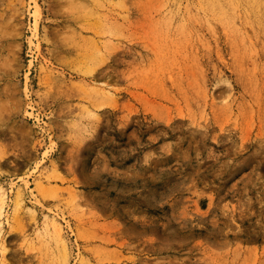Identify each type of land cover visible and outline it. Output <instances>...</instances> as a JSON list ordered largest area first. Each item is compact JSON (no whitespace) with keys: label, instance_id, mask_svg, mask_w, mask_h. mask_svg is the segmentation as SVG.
I'll return each instance as SVG.
<instances>
[{"label":"rangeland","instance_id":"obj_1","mask_svg":"<svg viewBox=\"0 0 264 264\" xmlns=\"http://www.w3.org/2000/svg\"><path fill=\"white\" fill-rule=\"evenodd\" d=\"M0 189V264H264V0H0Z\"/></svg>","mask_w":264,"mask_h":264},{"label":"bare ground","instance_id":"obj_2","mask_svg":"<svg viewBox=\"0 0 264 264\" xmlns=\"http://www.w3.org/2000/svg\"><path fill=\"white\" fill-rule=\"evenodd\" d=\"M38 25H36V28H37ZM26 78L28 79V73L26 75ZM28 83V82H27ZM28 88V87H27ZM31 114V113H30ZM20 201V200H19ZM6 203L5 201V196L2 192V189H0V217L2 216V214L4 213L3 210H4V204ZM46 230L49 232H52V230L54 232H56L58 235L61 233V228L57 225L56 222H51V221H48L47 222V227H46Z\"/></svg>","mask_w":264,"mask_h":264},{"label":"built area","instance_id":"obj_3","mask_svg":"<svg viewBox=\"0 0 264 264\" xmlns=\"http://www.w3.org/2000/svg\"><path fill=\"white\" fill-rule=\"evenodd\" d=\"M10 209L9 208H7V212L9 211Z\"/></svg>","mask_w":264,"mask_h":264}]
</instances>
